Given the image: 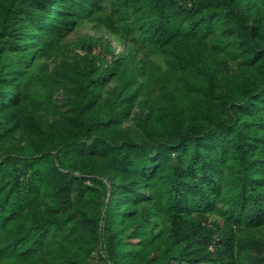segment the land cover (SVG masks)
I'll return each instance as SVG.
<instances>
[{
	"label": "trees",
	"instance_id": "obj_1",
	"mask_svg": "<svg viewBox=\"0 0 264 264\" xmlns=\"http://www.w3.org/2000/svg\"><path fill=\"white\" fill-rule=\"evenodd\" d=\"M0 264H264V0H0Z\"/></svg>",
	"mask_w": 264,
	"mask_h": 264
},
{
	"label": "rangeland",
	"instance_id": "obj_2",
	"mask_svg": "<svg viewBox=\"0 0 264 264\" xmlns=\"http://www.w3.org/2000/svg\"><path fill=\"white\" fill-rule=\"evenodd\" d=\"M96 31L92 30L90 25H86L85 27L78 30L76 33L72 34L70 36V39L73 40L74 38H76V36H78L82 33L102 35L103 38L108 39L111 42V45H112L113 49H115V51L119 52L122 50V45L118 42V40L115 38V36L110 35L109 33L105 32L104 30H98V32H96Z\"/></svg>",
	"mask_w": 264,
	"mask_h": 264
}]
</instances>
